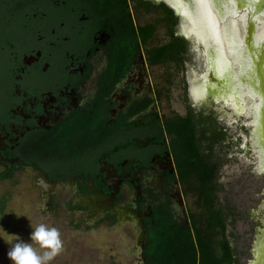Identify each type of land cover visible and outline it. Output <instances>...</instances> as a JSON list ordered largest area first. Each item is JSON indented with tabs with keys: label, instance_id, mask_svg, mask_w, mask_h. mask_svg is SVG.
Masks as SVG:
<instances>
[{
	"label": "flooded vegetation",
	"instance_id": "af4514ba",
	"mask_svg": "<svg viewBox=\"0 0 264 264\" xmlns=\"http://www.w3.org/2000/svg\"><path fill=\"white\" fill-rule=\"evenodd\" d=\"M192 2L0 0V183L31 175L48 212L125 232L138 264L157 223L193 228L165 120L193 116L215 163L230 144L229 95L190 32ZM174 91L183 113L165 111Z\"/></svg>",
	"mask_w": 264,
	"mask_h": 264
},
{
	"label": "rangeland",
	"instance_id": "374dc122",
	"mask_svg": "<svg viewBox=\"0 0 264 264\" xmlns=\"http://www.w3.org/2000/svg\"><path fill=\"white\" fill-rule=\"evenodd\" d=\"M192 10L190 32L206 44L229 95L222 124L230 144L215 160L219 202L231 213L229 240L239 264H264V0H193ZM248 16L253 19L250 35L244 24ZM174 93L165 111L183 113L179 92ZM32 181L21 174L0 183V200L7 198L0 227L6 232L30 242L31 222L58 228L64 250L49 264H138L132 237L107 225L88 233L75 230L63 208L48 212ZM190 203L194 213L201 212L194 197ZM8 249L0 238V264H12Z\"/></svg>",
	"mask_w": 264,
	"mask_h": 264
},
{
	"label": "trees",
	"instance_id": "16d2710c",
	"mask_svg": "<svg viewBox=\"0 0 264 264\" xmlns=\"http://www.w3.org/2000/svg\"><path fill=\"white\" fill-rule=\"evenodd\" d=\"M165 128L173 139V152L186 193L196 196L200 213L192 214L193 228L180 230L171 223H157L149 229L145 264H239L228 236L231 215L219 202L220 186L214 144L203 151L197 137L193 116L165 120ZM192 183L196 185L193 187ZM7 198L0 200V214Z\"/></svg>",
	"mask_w": 264,
	"mask_h": 264
},
{
	"label": "clouds",
	"instance_id": "9594fccd",
	"mask_svg": "<svg viewBox=\"0 0 264 264\" xmlns=\"http://www.w3.org/2000/svg\"><path fill=\"white\" fill-rule=\"evenodd\" d=\"M30 227V242L0 227V238L9 245L8 259L12 264H49L64 250L60 230L45 223L31 222Z\"/></svg>",
	"mask_w": 264,
	"mask_h": 264
},
{
	"label": "bare ground",
	"instance_id": "6f19581e",
	"mask_svg": "<svg viewBox=\"0 0 264 264\" xmlns=\"http://www.w3.org/2000/svg\"><path fill=\"white\" fill-rule=\"evenodd\" d=\"M257 19V18H256ZM258 21V20H257Z\"/></svg>",
	"mask_w": 264,
	"mask_h": 264
}]
</instances>
